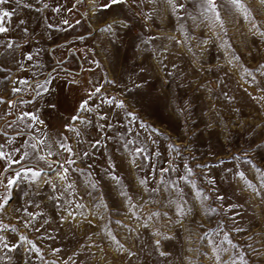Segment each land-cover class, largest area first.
Here are the masks:
<instances>
[{"label": "rangeland", "instance_id": "1", "mask_svg": "<svg viewBox=\"0 0 264 264\" xmlns=\"http://www.w3.org/2000/svg\"><path fill=\"white\" fill-rule=\"evenodd\" d=\"M177 2H0V264H264V0Z\"/></svg>", "mask_w": 264, "mask_h": 264}, {"label": "snow or ice", "instance_id": "2", "mask_svg": "<svg viewBox=\"0 0 264 264\" xmlns=\"http://www.w3.org/2000/svg\"><path fill=\"white\" fill-rule=\"evenodd\" d=\"M0 2H4V0H0ZM123 2H124V0H108V3L101 4L100 7L109 8L112 5H120ZM168 2L171 5V7L173 8V10L182 9L184 7V5L178 3L177 0H168ZM230 3L237 9L243 7V5L241 4V0H230ZM200 7L203 9V11L205 13H211L214 16L215 20L219 21L221 23V25H223V21L221 19V15H220V13L218 11L217 4L214 2V0H203V3L200 5ZM53 10L55 11V9H53ZM11 15H12L11 12L4 11L3 9H0V17L11 16ZM145 19H147V17H145ZM21 23H23V21H21ZM63 23H67V21H63ZM125 24H126V20L125 19L113 20V21H111V23H106L105 24V30L110 31L111 28L116 26V25L124 27ZM6 31H7V29L2 24H0V33H4ZM0 43L6 44L8 47H13L14 46L12 40L0 41ZM15 46L19 47V45H15ZM37 87H40V85H37ZM132 87L139 89L140 85L133 83ZM45 91H47V89H45ZM98 91H99V89H97V92ZM0 100H2V98H0ZM108 100H109V102H111V98L110 97L108 98ZM8 104L11 105L12 101H8ZM115 104L118 107H123L124 106V102L122 100H116ZM53 106H55V102H53ZM86 106H87V103L85 101H83V100L80 101L79 107L81 109L85 108ZM24 115H27L28 117H31V119L33 121H37V122H39L41 124L43 123V121H39V118L37 116H34L32 112H27ZM126 115L133 116V117L135 116V114L132 113V112H127ZM97 116L100 119H103V117L100 116V113H97ZM71 119L73 121H76V120H80L81 117L79 115H74V116L71 117ZM29 127L31 128V127H33V125L30 124ZM64 127L68 128L69 125L67 123H65ZM100 127L102 128L103 126H100ZM76 134L80 135L79 132H77ZM4 135H5V137H7V139L9 141H11L12 137L8 136V134L6 132L4 133ZM39 141L46 142V137H43V136L39 137ZM55 143L59 144L60 148L65 149V151H67L68 153H71V148L67 147L65 143H62L60 141H55ZM96 143H99V141H96ZM25 147H29V145L26 144ZM30 147L33 150L37 149V147H38L37 142L31 143ZM2 149H3V145H0V159H3L5 161L4 171L0 172V177H5V178L3 180H0V184H5L6 185V191H7V188L11 187L13 182L19 176V173L12 174V170L8 166L7 161L8 160H12L13 163H19V161L14 160L12 157L6 156L5 152ZM11 151H13L16 155H18L20 157V160L26 159L30 155L29 152H22L19 148L12 149ZM136 151L139 152L140 150L137 149ZM84 154L86 155V153H84ZM53 155H54V153L51 150V145H49L47 150H46V155L43 153V151H36L35 159L38 160V161H43V162L47 163L48 162L47 158L48 157H52ZM67 163L72 164V163H74V161L69 159L67 161ZM65 170H67V169H65ZM20 171L21 172H30L31 173V179L34 180V179H36L37 176L40 175L41 169H40L39 165H37L35 167V169L32 168V167H24V168H21ZM6 173H8V175H5ZM58 175H62V174L58 173ZM240 175H243V174L241 173ZM92 186L96 187V183H93ZM159 243H160V241L157 240L156 244L159 245ZM15 246H16L15 244L11 245V247H15ZM5 247H9V245H5ZM157 251L159 252V254L161 256L166 255L164 252L160 251L159 248H157ZM128 255H132V253L129 252Z\"/></svg>", "mask_w": 264, "mask_h": 264}]
</instances>
